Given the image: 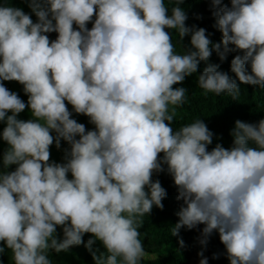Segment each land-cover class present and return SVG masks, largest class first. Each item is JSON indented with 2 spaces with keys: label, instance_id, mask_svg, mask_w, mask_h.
Segmentation results:
<instances>
[{
  "label": "clouds",
  "instance_id": "1",
  "mask_svg": "<svg viewBox=\"0 0 264 264\" xmlns=\"http://www.w3.org/2000/svg\"><path fill=\"white\" fill-rule=\"evenodd\" d=\"M25 2L38 22L0 5V121L9 145L0 170V242L12 264H52L49 252H67L85 234L95 238L86 247L96 264H142L143 218L154 206L163 209L167 196L152 181L163 165L183 201L172 236L204 225V248L218 232L230 264H264V119L237 120L233 146L211 151L213 133L202 119L172 126L188 99L185 88L173 86L213 51L221 61L242 53L231 71L241 84L264 90V0H231L230 8L210 0L222 33L215 44L204 28L186 27L185 0H168L170 10L165 0ZM166 29L176 30L180 43L190 35L191 49L177 54ZM49 33L57 38L50 41ZM218 67L204 69L199 88L236 100L237 81ZM4 81L23 85L27 105ZM66 102L95 130L72 119ZM26 108L32 119H18ZM62 140L71 146L66 163L50 162V146L60 148ZM97 240L106 249L99 255L92 251ZM199 256L208 264L203 251Z\"/></svg>",
  "mask_w": 264,
  "mask_h": 264
},
{
  "label": "trees",
  "instance_id": "2",
  "mask_svg": "<svg viewBox=\"0 0 264 264\" xmlns=\"http://www.w3.org/2000/svg\"><path fill=\"white\" fill-rule=\"evenodd\" d=\"M12 6L22 9L26 14L30 15L33 22H38V18L32 12L29 4L25 0H0V5ZM166 6L171 9L175 6L169 4L165 0ZM231 7V0H222L220 7ZM187 15L186 27L204 28L208 38L215 43L222 42V33L216 27V17L213 15V6L210 0H185V3L180 5ZM171 12L169 11V15ZM93 21L87 24V28L91 30ZM74 28H77L74 25ZM78 30V28H77ZM170 36L173 38L172 42L175 46L177 54H182L183 51L191 49V36H186L182 43L176 30H168ZM50 41L57 38V33H49ZM234 47V46H230ZM236 55H242L240 52H231L223 61L219 58L217 53L213 51L209 61L201 62L198 67L197 73L190 77H186L182 84L174 85L173 87H183L187 90L188 99L183 107L177 109V115L173 123L174 131L186 124H190L196 119H202L207 125L208 129L213 133V143L208 146L211 151L217 144L222 145L226 149L233 146L234 138L231 135L235 128V122L240 120L249 124H258L260 120L264 119V90L257 86L241 84L235 74L231 71V61ZM218 65V70L227 73L232 79L237 81L241 92L240 96L233 100L231 96L222 94L216 96L209 93L204 94L198 86V76L203 73L204 69L209 65ZM249 72L251 71L250 65L248 66ZM4 86L10 91L12 81H4ZM18 89V96L27 105L28 96L24 92V87L19 82H16ZM66 105L72 113L71 118L75 119L78 123L84 124L86 131L95 130V126L90 123V119L81 114H76L70 104ZM21 120L32 119L30 108H26L24 112L20 113L17 117ZM6 127V120L0 121V166L3 170V155L8 150L9 145L2 139L3 129ZM55 136V133H52ZM79 137H77L78 139ZM71 146L66 141H61L60 148H57L55 142L50 146V162L58 164L66 163V153L70 152ZM160 159H163V153L160 154ZM164 171L153 173L152 181L159 180L161 186L166 190L167 196L162 201L163 209L153 207L151 214L146 215L144 224L139 229L141 233V242L145 248L146 256L143 258L142 264H190L197 245V240L201 238V232L204 225H199L196 229L189 230L182 228L179 237L171 235V228L178 223L179 212L183 205L182 200H178V189L174 183L173 177L168 173L167 166L163 165ZM16 165L10 166L7 171H14ZM69 179H72L69 173ZM147 190V189H146ZM217 234L215 240L225 247L221 241L218 232H214L211 237ZM63 228L57 226L56 236L58 240L63 239ZM210 237V238H211ZM209 238V239H210ZM83 242L79 246H72L67 252L56 253L54 250L49 252V259L52 264H96L93 259L92 252L86 247L89 239H95L92 234H85ZM184 241V246L181 247L179 240ZM0 246L5 248V252L0 255V264L7 263V258L10 257V250L7 249L6 244L0 242ZM206 254L208 256V264H216V260L212 258L213 245L208 241L206 246ZM92 251L97 255L106 251L102 242L96 241L92 246Z\"/></svg>",
  "mask_w": 264,
  "mask_h": 264
},
{
  "label": "rangeland",
  "instance_id": "3",
  "mask_svg": "<svg viewBox=\"0 0 264 264\" xmlns=\"http://www.w3.org/2000/svg\"><path fill=\"white\" fill-rule=\"evenodd\" d=\"M10 92H13V93H16L18 94V89L16 87V84H15V81H12V87L10 89ZM12 113L9 112L8 115H11ZM7 126V124H6ZM0 170H1V166H0ZM217 234L214 236V237H211L209 239L210 243L213 245V254H212V258L214 260H216V264H230V261L228 260L227 258V252H226V249L225 247H223L219 242H217L215 240ZM197 245H196V249H195V253H194V256H193V259L191 261L190 264H200V260H201V257L199 256V253L201 251L204 252V257L208 259V256L206 254V251H207V248H204L200 243H199V239L197 240ZM7 263H10L11 261V258H7Z\"/></svg>",
  "mask_w": 264,
  "mask_h": 264
}]
</instances>
